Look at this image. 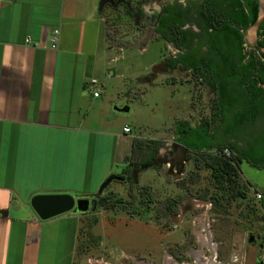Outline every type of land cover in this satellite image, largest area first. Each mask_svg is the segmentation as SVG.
I'll use <instances>...</instances> for the list:
<instances>
[{
    "label": "rangeland",
    "instance_id": "374dc122",
    "mask_svg": "<svg viewBox=\"0 0 264 264\" xmlns=\"http://www.w3.org/2000/svg\"><path fill=\"white\" fill-rule=\"evenodd\" d=\"M102 1L79 0L75 5L83 19L77 26L80 32L101 30V24L92 23L88 16L89 8L100 10ZM170 1L131 0V5L155 11ZM100 15L107 45L114 48L110 59H116L112 65L118 71L116 78L106 79L104 89L97 86L101 98L92 100L93 108L84 113L87 121L82 127L96 132L91 135L92 142L87 139L83 145L86 152L88 146L93 151V166L90 160L87 167L95 181L92 189H86L93 195L99 191V174L106 168L114 144V138L100 132H121L128 125L135 136L163 141V148L172 149L173 154L169 142H176L179 123L191 127L209 123L211 130L218 123L212 121L210 89L191 71L165 67L172 50L164 37L155 35L145 20L135 32V19L122 8L104 5ZM125 107L129 112L118 111ZM184 155L186 163L177 160L176 166L155 165L159 169L144 165L137 168L132 180L113 182L108 191L117 193L121 202L110 209L94 203L83 214L75 264H264V212L255 197L256 189L264 194V169L244 161L240 166L242 181L254 186L246 190L247 199L214 206L210 199L221 192L215 188L211 172L198 170L190 151L180 158ZM122 166L112 175L120 173ZM68 184L83 190L81 182L71 179ZM213 253L218 256L216 262L210 260Z\"/></svg>",
    "mask_w": 264,
    "mask_h": 264
},
{
    "label": "crops",
    "instance_id": "0c3cea01",
    "mask_svg": "<svg viewBox=\"0 0 264 264\" xmlns=\"http://www.w3.org/2000/svg\"><path fill=\"white\" fill-rule=\"evenodd\" d=\"M78 2L0 0V264H75L83 214L41 221L30 201L37 195H95L86 191L95 181L87 167L93 151L88 146L86 152L83 145L96 132L82 123L92 100L101 98L97 86L104 89L117 69L100 10L89 8L88 20L99 22L101 30L82 33ZM57 29L60 40L52 50L50 36ZM126 126L130 133L124 132ZM100 133L114 138V144L97 190L116 167L125 165L135 139L155 140L135 136L128 125L121 132ZM71 179L81 182L83 190L69 186Z\"/></svg>",
    "mask_w": 264,
    "mask_h": 264
},
{
    "label": "trees",
    "instance_id": "16d2710c",
    "mask_svg": "<svg viewBox=\"0 0 264 264\" xmlns=\"http://www.w3.org/2000/svg\"><path fill=\"white\" fill-rule=\"evenodd\" d=\"M258 14L257 0H205L199 24L204 33L194 34L200 42L176 62L192 68L196 78L214 95L212 121L218 122L214 130L209 123L194 127L179 123L175 130L177 142L195 155L196 168L211 172L212 182L221 192L218 198L210 199L214 206L227 200L247 199L246 190L254 186L242 181L241 161L264 169V88L260 86L264 85V54L248 47L244 39L246 29L256 22ZM163 23L158 32L165 36ZM258 39L264 48V22L258 30ZM203 46H207L208 52L198 60L196 56ZM256 123H259L257 135L253 131ZM219 132L234 142L219 145ZM164 145L159 140L135 139L131 155L113 182L132 180L138 167L155 162ZM222 147H229L234 157L227 159L220 155ZM110 185L94 198L97 206L110 209L121 202L117 193L108 191ZM260 208L264 210L263 203Z\"/></svg>",
    "mask_w": 264,
    "mask_h": 264
},
{
    "label": "flooded vegetation",
    "instance_id": "af4514ba",
    "mask_svg": "<svg viewBox=\"0 0 264 264\" xmlns=\"http://www.w3.org/2000/svg\"><path fill=\"white\" fill-rule=\"evenodd\" d=\"M104 5L115 9L122 8L124 11H127V13L135 19V32H139L141 30V22L142 20H145L148 23V26L153 30V33L157 36L159 35L164 37L169 46H171L172 55L166 60L165 67L172 70L181 68L185 71L192 72V68H184L181 63L176 62H178V59L181 56H185L189 54L191 50L197 48V45L200 42L198 36H194V34L202 35L204 33L199 24L201 23L200 10L204 8L205 0H171L168 4L162 7L157 6L155 11H149L148 8H143L142 6L138 9H133L131 0H105ZM152 5L156 6L157 4L156 2H153ZM163 22L165 23V36L158 32V30L162 27ZM207 52V46L201 47L196 58L198 60L201 59ZM186 65H189V62H186ZM210 91L212 92L211 89ZM258 127L259 123H256L253 126L255 135H257L256 130ZM228 141L234 142L233 139L228 140L223 137L221 132L218 133L217 143L219 145H222ZM169 146L174 149L175 153H170L172 149L166 150L163 148L152 165L157 166V164H160L162 166L163 164H166L169 167L178 165L179 162H177V160H179L180 154H184L183 152L185 147L178 143L177 140L176 142H171ZM239 146L243 147L244 145L243 143H239ZM174 157L176 159H174ZM183 157L186 163L187 160L185 159V155ZM168 159L171 160H169L168 163H163ZM243 162L244 161L240 162V166ZM255 167L259 168V166ZM94 200V197L90 198L91 205L95 203ZM259 203L264 204V195H262V199ZM161 218L164 219L162 216ZM214 256L215 254L213 253L210 260L216 262L218 256H215L216 258ZM171 257H173L172 254ZM173 259L175 260L174 257Z\"/></svg>",
    "mask_w": 264,
    "mask_h": 264
},
{
    "label": "water",
    "instance_id": "95a60500",
    "mask_svg": "<svg viewBox=\"0 0 264 264\" xmlns=\"http://www.w3.org/2000/svg\"><path fill=\"white\" fill-rule=\"evenodd\" d=\"M258 3V19L254 24L249 26L244 35L246 45L250 48L257 49L260 54H264V48L259 43L258 30L264 22V0H257ZM105 4V0L102 1L100 11ZM260 86L264 88V85L260 83ZM129 107L119 109V112H129ZM184 148V147H183ZM189 149L184 148V153L188 152ZM174 159H176L174 157ZM168 159L165 163H168ZM180 163H184V157L179 158ZM115 180V174L110 175L104 183L101 185L98 193L93 197H98L104 190ZM30 206L41 221H48L50 219L65 215L70 212L85 214L90 210L91 202L90 198L75 199L71 195L58 194V195H37L30 201ZM3 216H7V212H2ZM252 242V238L250 239Z\"/></svg>",
    "mask_w": 264,
    "mask_h": 264
},
{
    "label": "built area",
    "instance_id": "2783aa9c",
    "mask_svg": "<svg viewBox=\"0 0 264 264\" xmlns=\"http://www.w3.org/2000/svg\"><path fill=\"white\" fill-rule=\"evenodd\" d=\"M59 40H60V31L57 29V30H54L50 36V48L52 50H56L57 47H58V44H59ZM93 85H96L97 84V81L93 80L92 81ZM94 96L95 97H98L99 96V93H94ZM124 132L125 133H130L131 132V129L129 127H125L124 128ZM220 155L224 156L225 158L227 159H231L232 157H234V152L229 148V147H222L221 151H220ZM255 197L261 201L262 199V195L259 194V193H256L255 194ZM264 260V258H263Z\"/></svg>",
    "mask_w": 264,
    "mask_h": 264
}]
</instances>
